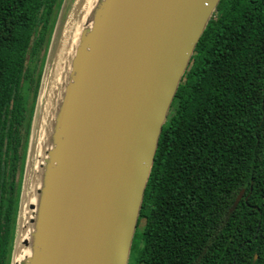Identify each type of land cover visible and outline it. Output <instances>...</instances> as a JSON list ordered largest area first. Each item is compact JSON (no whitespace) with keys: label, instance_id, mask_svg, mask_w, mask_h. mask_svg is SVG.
Returning <instances> with one entry per match:
<instances>
[{"label":"trees","instance_id":"trees-1","mask_svg":"<svg viewBox=\"0 0 264 264\" xmlns=\"http://www.w3.org/2000/svg\"><path fill=\"white\" fill-rule=\"evenodd\" d=\"M61 3L0 0V264L11 260ZM128 264H264V0H220L200 36L159 136Z\"/></svg>","mask_w":264,"mask_h":264},{"label":"water","instance_id":"water-1","mask_svg":"<svg viewBox=\"0 0 264 264\" xmlns=\"http://www.w3.org/2000/svg\"><path fill=\"white\" fill-rule=\"evenodd\" d=\"M64 1L45 56L26 158L48 63L76 2L60 18ZM219 1L88 5L63 86L52 100L29 194L34 200L28 197L21 224V234L24 225L30 231L20 234L16 253L25 246L29 254L16 263L15 253L13 264H128L163 124ZM59 84L60 78L56 90ZM25 172L26 160L12 257Z\"/></svg>","mask_w":264,"mask_h":264},{"label":"rangeland","instance_id":"rangeland-1","mask_svg":"<svg viewBox=\"0 0 264 264\" xmlns=\"http://www.w3.org/2000/svg\"><path fill=\"white\" fill-rule=\"evenodd\" d=\"M74 2V0H65L64 4H63V8L61 10V14H60V18L64 17L65 14H67V12L69 11V9L72 6V3ZM93 2V0H88V5H90ZM84 9V5H82L80 7V11ZM49 46V43L48 45ZM51 57V54H50ZM48 63V62H47ZM49 68L45 77V80L43 81L45 83V88L44 85L42 87L41 93L39 95V99H38V103H37V107H36V111H35V115L33 118V128H32V132H31V139H30V143H29V149H28V154H27V158H26V172L24 174V185L25 188L23 190L22 193V198H21V206H20V215H19V225H18V231H17V236H16V241H15V250L13 252V257H12V253H11V263L13 264L12 261L14 259L15 253H16V249L18 247V243H19V238H20V234H21V224L24 220V215H25V209H26V203L30 194V191L32 189V186L34 184V179H35V169H36V164L37 161L39 159V152L41 151V145H42V141L44 138V134L45 131L47 129V122L49 120L50 117V112H51V105H52V100L54 98V92L56 90V85L59 81L58 76H50L51 74V60H49ZM50 78V82L49 85L47 86V79L49 80ZM138 232L139 229L137 230V234H136V238H135V243L138 239Z\"/></svg>","mask_w":264,"mask_h":264},{"label":"bare ground","instance_id":"bare-ground-1","mask_svg":"<svg viewBox=\"0 0 264 264\" xmlns=\"http://www.w3.org/2000/svg\"><path fill=\"white\" fill-rule=\"evenodd\" d=\"M84 4V9L80 11V7ZM89 10L88 0H76L73 5L71 12L64 20L63 24H61L59 29V34L56 40V47L53 56V64L51 74L52 76L59 75L61 85L59 84V89L55 91L54 95L56 97L59 96V91L61 86H63L64 79L69 70L70 58L73 54L75 43L78 39L77 31H80V27L82 22L87 16V12ZM55 101V100H54ZM36 180V178H35ZM36 181L34 183V186ZM34 200V195L31 193L29 197V201ZM26 224V223H24ZM30 231V226L24 225L21 237H27ZM29 254V249L25 246H20L18 252L15 256L16 263Z\"/></svg>","mask_w":264,"mask_h":264}]
</instances>
